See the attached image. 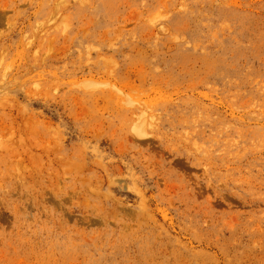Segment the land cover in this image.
Listing matches in <instances>:
<instances>
[{
    "label": "rangeland",
    "instance_id": "1",
    "mask_svg": "<svg viewBox=\"0 0 264 264\" xmlns=\"http://www.w3.org/2000/svg\"><path fill=\"white\" fill-rule=\"evenodd\" d=\"M0 264H264V0H0Z\"/></svg>",
    "mask_w": 264,
    "mask_h": 264
}]
</instances>
